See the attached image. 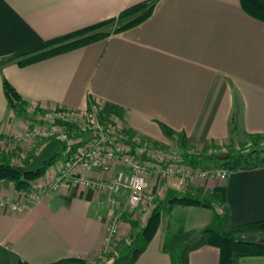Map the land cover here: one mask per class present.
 Instances as JSON below:
<instances>
[{"label":"crops","instance_id":"1","mask_svg":"<svg viewBox=\"0 0 264 264\" xmlns=\"http://www.w3.org/2000/svg\"><path fill=\"white\" fill-rule=\"evenodd\" d=\"M146 1L154 0H0V60ZM155 1L151 16L133 28L25 67L15 62L0 66V137L20 131L25 122V114L9 104L5 80L28 108L84 111L94 100L145 145H177L165 135L164 123L190 139L187 153L192 156L184 154L189 163L196 157L189 151L196 146L232 145L250 134H264V22L249 15L241 0ZM112 105L117 111L110 112ZM150 186L162 223L135 264H173L164 242L181 227L220 230L221 207L167 211L174 197L218 193L234 225L264 221V165L242 167L217 180L154 175ZM0 194L17 198L10 181L0 182ZM109 198L69 184L29 203L24 213L0 208V264H51L68 258L93 263L113 212ZM118 199L121 235L111 254L125 256L146 223L124 209L127 195ZM190 264H221V251L203 246L190 254ZM239 264H264V256H246Z\"/></svg>","mask_w":264,"mask_h":264},{"label":"built area","instance_id":"2","mask_svg":"<svg viewBox=\"0 0 264 264\" xmlns=\"http://www.w3.org/2000/svg\"><path fill=\"white\" fill-rule=\"evenodd\" d=\"M28 112L33 118L28 125L29 131L9 136L13 135L18 142L31 140L38 150L48 141L59 139L66 144L68 151L62 150V156L49 169V178L30 183L25 190H18L13 184L16 199L0 194V208L11 213H24L29 203L45 200L69 184L109 194L113 212L105 228L103 249L91 264L113 262L109 256L120 238L122 226L119 196H128L124 209L137 217L142 209L148 213L147 206L156 199V193L150 186V178L154 175L161 180L182 178L199 181L226 179L234 171L232 166H194L186 161L179 147L166 150L142 144L116 116L103 119L104 107L94 100L84 111L65 108L38 111L29 107ZM189 153L199 155L196 151ZM96 170L110 176L102 178Z\"/></svg>","mask_w":264,"mask_h":264},{"label":"trees","instance_id":"3","mask_svg":"<svg viewBox=\"0 0 264 264\" xmlns=\"http://www.w3.org/2000/svg\"><path fill=\"white\" fill-rule=\"evenodd\" d=\"M156 1H146L133 5L124 11L118 17H114L103 22L79 29L73 33L61 36L52 40L44 41L39 45L24 49L15 53L13 56L0 60V66L17 63L25 67L36 62L51 58L53 56L70 52L80 47L89 45L101 39L108 38L114 33H119L133 28L147 20L154 9ZM243 9L252 17L264 22V0H241ZM121 21L117 29L112 32L109 27ZM5 92L9 99L10 106L21 115L27 114L28 103L22 95L7 80L4 83ZM110 112L117 111V107L112 105L108 107ZM38 111H42L38 109ZM165 135L177 142V145L190 158L187 153L190 148V139L183 132H178L168 125L160 124ZM142 144H144L142 142ZM153 146H158L152 144ZM223 146L212 143L204 148L203 155H196L190 160L194 166H202L205 156L222 166H232L234 170L242 167H254L264 165V134H250L242 140L237 148L235 144L227 146L228 152L223 153ZM214 149L215 152L210 151ZM66 150V144L63 143V152ZM62 152V153H63ZM58 154L55 159L47 164L40 172L28 174L25 167L34 159L30 158L24 167L14 165L12 157L7 153L0 154V182L10 181L18 190H25L30 186V182L46 173L48 168L62 155ZM216 203L222 204L224 212L221 213V228L215 230L212 228L200 230L197 228L186 230L181 227L177 232L169 235L164 242V250L171 257L173 264H190V254L207 245L218 247L221 251V264H239L240 260L246 256H264V221L248 223L243 225H234L230 221V212L225 209L224 203L218 193H211L207 196H192L172 198L166 207L171 211L175 206H195L216 209ZM218 211V210H217ZM162 223L161 207L156 208L148 220L146 226L140 231L134 240L133 250L122 256L116 264H135L140 255L145 251L154 236L157 234ZM20 264H29L22 261ZM51 264H88L83 259L68 258Z\"/></svg>","mask_w":264,"mask_h":264},{"label":"rangeland","instance_id":"4","mask_svg":"<svg viewBox=\"0 0 264 264\" xmlns=\"http://www.w3.org/2000/svg\"><path fill=\"white\" fill-rule=\"evenodd\" d=\"M121 21H119L118 23H116V24H114V25H112V26H110L109 27V30L110 31H112V32H114L116 29H117V27L119 26V24H121L120 23ZM38 110V109H37ZM28 112V111H27ZM29 114V117H27V115ZM105 114V116L103 117V119H106V120H108V119H110L111 117H110V115L109 114H107L106 112L104 113ZM31 116H32V114H31ZM30 116V113L28 112L27 114H25L24 115V124L22 125V129L20 130V131H17L16 133H14V134H23V132H25L26 130H27V132L29 131V127H28V125H30L29 123H30V121H32L33 120V118ZM13 135H11V136H9V135H7L6 137V139H4V138H0V154H1V152H4V153H7L8 155H10L11 157H12V160H13V163H14V165H16L17 167H24L25 166V163L31 158H33L34 159V156L36 157L37 155H38V153L41 151V149H42V147L38 150L37 148H35L34 146H33V142L30 140V141H28V142H26V143H24V142H18V141H15L14 139H13V137H12ZM3 137H5V136H3ZM46 137H48V136H46ZM49 142V141H48ZM240 143H241V141L240 142H236V143H234L236 146H237V148L240 146ZM150 145H152V144H150ZM227 146H229V145H224L222 148V152L223 153H225V152H228V150H227ZM157 147V146H156ZM165 148V149H173V148H178L177 147V145H176V143H174V142H172V144L170 145V146H164V145H162V148ZM167 147V148H166ZM23 149H26V150H23ZM195 149H196V153L198 152L199 153V155L200 156H204L203 155V151H204V147L201 145V146H196L195 147ZM225 149V150H224ZM179 150L181 151V149L179 148ZM26 151H29V152H26ZM67 151H68V148H67V146H66V150L64 151V152H66L67 153ZM62 156V155H61ZM60 156V157H61ZM205 162H204V164L203 165H206V166H208V167H213V166H217V167H221L222 165L220 164V163H215V162H213V161H211L209 158H208V156H205V160H204ZM54 164H52L49 168H48V170L46 171V173L44 174V175H42V176H40V177H38V178H36V179H34V180H32L30 183H32V182H36V181H39V180H41V179H45V177H47V178H49L50 176L48 175V173H49V169L53 166ZM200 167H202V166H200ZM154 203H149V205L147 206V211H149L148 212V215L149 216H146L145 215V211L142 209V212L141 213H139V216H137V217H135L138 221H140V222H142V223H148V220H149V218L151 217V215H152V213H153V211L156 209V208H154V205H153ZM216 205L218 206V207H221V209L224 211V207L222 206V204H220V203H216ZM180 206V205H179ZM175 215H177V216H179V214L176 212L175 213ZM184 218V217H183ZM175 219H176V221H177V217H175ZM180 222V224H181V226H182V224H184V222H185V219H181V221H179ZM146 226V225H145ZM133 250V247H131V248H129L127 251H126V255L127 254H129L131 251ZM122 257V255H121V252H118V254H115V253H113L112 252V254L109 256V258H113V262H111V263H107V262H104L103 264H116L117 262H118V260L120 259Z\"/></svg>","mask_w":264,"mask_h":264},{"label":"water","instance_id":"5","mask_svg":"<svg viewBox=\"0 0 264 264\" xmlns=\"http://www.w3.org/2000/svg\"><path fill=\"white\" fill-rule=\"evenodd\" d=\"M62 150L63 144L59 139L51 140L41 149L36 158L25 167V172L28 174L40 172L47 164L51 163Z\"/></svg>","mask_w":264,"mask_h":264}]
</instances>
